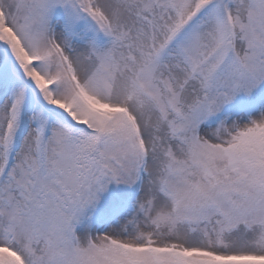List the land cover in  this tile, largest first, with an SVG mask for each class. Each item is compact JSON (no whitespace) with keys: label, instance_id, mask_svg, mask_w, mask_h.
I'll list each match as a JSON object with an SVG mask.
<instances>
[{"label":"rangeland","instance_id":"obj_1","mask_svg":"<svg viewBox=\"0 0 264 264\" xmlns=\"http://www.w3.org/2000/svg\"><path fill=\"white\" fill-rule=\"evenodd\" d=\"M0 264H264V0H0Z\"/></svg>","mask_w":264,"mask_h":264},{"label":"bare ground","instance_id":"obj_2","mask_svg":"<svg viewBox=\"0 0 264 264\" xmlns=\"http://www.w3.org/2000/svg\"><path fill=\"white\" fill-rule=\"evenodd\" d=\"M258 106H259V108L262 106L263 107V105H260V104H258ZM257 106V107H258ZM163 202V201H162ZM240 237H241V239H240V241H242V239H244V240H246L247 238H249V233H246V232H244V231H241L240 232Z\"/></svg>","mask_w":264,"mask_h":264}]
</instances>
